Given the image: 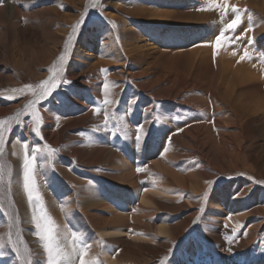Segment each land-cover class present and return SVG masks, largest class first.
Here are the masks:
<instances>
[{"label":"rangeland","instance_id":"374dc122","mask_svg":"<svg viewBox=\"0 0 264 264\" xmlns=\"http://www.w3.org/2000/svg\"><path fill=\"white\" fill-rule=\"evenodd\" d=\"M258 1L227 0L222 12L225 0H0V264H46L33 217L54 222L67 254L59 264H75L71 249L85 245L90 264H264V117H239L215 92L228 60L230 86L250 66L264 89ZM141 5L153 14L123 11ZM15 6L29 28L21 41L10 29ZM174 6L208 17L154 15ZM233 6L240 23L225 30ZM164 34L169 48L189 54L176 75V60L129 58ZM205 51L208 90L190 75ZM245 51L251 58L241 60ZM52 76L59 86L39 99ZM26 154L35 157L31 199Z\"/></svg>","mask_w":264,"mask_h":264},{"label":"bare ground","instance_id":"6f19581e","mask_svg":"<svg viewBox=\"0 0 264 264\" xmlns=\"http://www.w3.org/2000/svg\"><path fill=\"white\" fill-rule=\"evenodd\" d=\"M214 1H216V0H214ZM234 1L236 2L238 0H234ZM17 4H19V3H17ZM17 4H15V5H17ZM209 4L211 5V3H209ZM239 4H241V2ZM184 5L187 6V3H184ZM257 7H259V9L264 14V0H259L258 3H257ZM123 9H124L123 10L124 13H126V14L127 13L128 14L129 13L132 14V13H134V11L135 12H139V14L145 15V16H150V15L153 14L152 10L149 9L148 7H145L144 5H141L137 9L136 8L135 9H131V8L127 7V6H125ZM130 9H131L132 12L130 11ZM170 9H172V10L157 11L158 13L154 14V15L155 16L156 15H160L161 17H164V18L174 19V20H176V22L179 19L182 20V21L194 20L195 19L194 21L201 22L202 20H205L206 17H208V15L198 14L197 10L193 6H188V7H185L183 9L182 8L178 9V8H175V6H174V8H170ZM24 14L29 17V15H27L26 13H24ZM29 14H31V13H29ZM10 15L13 16V17H16V19H15L16 21H15V23L12 22L13 24L11 25L10 29L11 30L13 29L12 33L15 35V39L17 38L19 41H21L20 38H18L17 36H20L21 38L24 39L28 35V29L29 28L27 29V25L25 27L20 26V24L22 23V21L19 18V17H21L20 15H22L20 8L15 6L13 8V10H10ZM213 15L215 16L214 13H213ZM2 21H4V20H2ZM5 23H6L5 25L7 26V22H5ZM123 23H126V21H123ZM124 26L128 27L129 25L125 24ZM9 35L11 36V33ZM139 37L142 38V36H140V35H139ZM168 38L169 37H166L165 34L162 37L158 36L156 44H153V46H154L153 48L146 49V50H144L142 52H139V53H135L136 51H134L130 55L129 58L131 60L135 61V62H143V61H146V59L148 60V58H150V60L152 59V62L154 61V63H158V62L163 61V60H171V62L173 60H176V62L174 61L173 62L174 64L171 65L172 66L171 67V73L173 75H176L177 74V72H176L177 68L175 70H174V68L176 66L177 67L182 66L184 68V66H186V65H184L183 62L185 61V64H186V62H188L189 54L185 53L184 51H179V50H178L179 52H175V49L172 50V48H169L170 46H168V45L170 44V40ZM17 43H18V41H17ZM16 45H18V44H16ZM18 47H20V46H18ZM141 49H143V48H141ZM23 53H25V52H23ZM23 53H22V55H23ZM24 57H26V56H24ZM194 57H195L196 60L193 61V65H195V64H197V65L195 66L196 68L194 70H192L193 72L191 71V73H190L191 78L195 82L202 78L201 81H203L202 83L205 84V86H206L205 88L208 90V88L210 87L211 80H213V78H212V72H213L212 60H211L210 54L208 53V51H205L202 54L201 59H198L197 58L198 56L196 57V55ZM18 61H19V58H18ZM20 61H21V59H20ZM148 62H150V61H148ZM175 63H177V65ZM160 64H162V63H160ZM163 66H165V64ZM162 68H164V67H161V69ZM230 69H231V62H230V60H228L226 62V64H224L222 74L216 79L215 92L219 95V97L223 101H226L227 103L233 105V109H234V111L236 113H238V115H240L239 117L245 118V117H247L249 115L250 116H252V115L253 116H258V115L262 116L263 115V117H264V89H263L262 85L260 84V82L257 80V77L252 73L251 67L250 66H246L245 69H239L238 72L236 73L235 77L233 78L231 86L229 85V83L227 81L228 79L226 78V73ZM177 71H179V69ZM243 86L245 87V90L242 91L240 94H237V89L242 88ZM122 217H124V216H122ZM124 219H126V218H124ZM119 223H121V222H119ZM122 223H124V222H122ZM118 234L120 236H125L123 230L122 231L119 230ZM64 241H65V238H64ZM72 250L73 249H71V251ZM78 255L80 256L79 249L76 247L75 253L71 254V256H69V258H70L71 261H73L75 264H77Z\"/></svg>","mask_w":264,"mask_h":264},{"label":"snow or ice","instance_id":"6c2138e0","mask_svg":"<svg viewBox=\"0 0 264 264\" xmlns=\"http://www.w3.org/2000/svg\"><path fill=\"white\" fill-rule=\"evenodd\" d=\"M212 7V5L209 6L210 10ZM216 7H220V5H216ZM227 0H225L224 3V7L222 9V12L227 10ZM204 10V9H202ZM232 11L236 12L237 15L234 19H232L230 22H228L226 24V28L225 30H235V28L239 25L240 23V16H239V10L237 8H235L234 6L232 7ZM83 21L81 20L80 22H78L75 26H74V31L79 28L80 23H82ZM225 39L224 36V32L222 31L220 33V35H218L216 37V45L217 47H219L221 45V42ZM245 58H251L249 53L247 51L244 52V54L241 56V60L245 59ZM61 60L64 59L63 56L60 57ZM102 71H106V70H102ZM65 83H68V81H64ZM59 86V83L57 81V78L55 76H52L50 79L42 81L41 84L39 85L41 91L39 94V99H46L48 96H50L53 91ZM38 101H33L31 102V104L29 105L30 107H32L33 112H32V118L34 120L35 123V127L32 129L36 135H40V123L42 122V118L38 112V110H36V103ZM105 103H110V101H105ZM3 121H0V124H2ZM18 123H20V121H18ZM105 123H107V116L105 115ZM3 129H0V145H3L4 143V135H3ZM142 128L139 129V132L142 133ZM137 140H139L141 138V136L138 134L137 135ZM28 145L25 144L24 148L27 150L28 149ZM47 147V146H46ZM2 147H0V152H2ZM35 151H39L38 149ZM49 151H54L53 149H49ZM35 159V157L33 156L32 159H29L28 155H25L24 158V166L25 168L28 170L25 174V188L29 189V199L32 198V190L35 188V184L34 181H32V187L29 188V184L27 183L30 179H31V173H32V163L33 160ZM139 171V169H138ZM37 199H39V196H37ZM33 220L35 222V228L39 231H37L36 235H38L40 237L41 240L44 241L43 244V248L44 251L47 253V261L46 264H59L61 259H65L67 254L62 250L60 244H59V240L58 237L55 233V225L54 222L51 221L50 219H48L46 221V223L44 225H42L35 217H33ZM76 249L73 248V252H75ZM80 252V261L79 264H90V262L85 259V257L87 256V245H85L83 248L79 249ZM29 264H31V262H29ZM92 264H95V262H92Z\"/></svg>","mask_w":264,"mask_h":264}]
</instances>
